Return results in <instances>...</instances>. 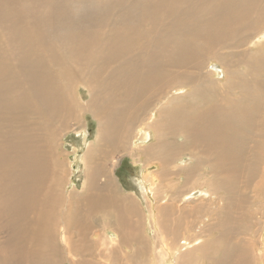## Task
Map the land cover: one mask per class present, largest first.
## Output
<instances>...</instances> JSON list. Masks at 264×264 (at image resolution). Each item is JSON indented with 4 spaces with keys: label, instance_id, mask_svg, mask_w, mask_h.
I'll return each mask as SVG.
<instances>
[{
    "label": "bare ground",
    "instance_id": "obj_1",
    "mask_svg": "<svg viewBox=\"0 0 264 264\" xmlns=\"http://www.w3.org/2000/svg\"><path fill=\"white\" fill-rule=\"evenodd\" d=\"M85 1L0 0V264H120L126 235L145 253L150 235L103 161L152 138L141 151L158 167L144 177L171 176L176 189L169 207L148 201L163 242L152 263L193 264L186 249L230 220L187 240L214 215L205 199L237 205L264 147V0H89L105 7L79 19L73 4ZM80 109L98 138L80 189L65 193L58 135ZM252 242L196 248L203 264H254Z\"/></svg>",
    "mask_w": 264,
    "mask_h": 264
},
{
    "label": "rangeland",
    "instance_id": "obj_2",
    "mask_svg": "<svg viewBox=\"0 0 264 264\" xmlns=\"http://www.w3.org/2000/svg\"><path fill=\"white\" fill-rule=\"evenodd\" d=\"M52 4V3H51ZM76 8V12L78 13L79 19H84L86 17H91L97 15V9L99 7H105V4H98L96 2H92L86 0L85 2L77 3V6L74 5ZM94 8V14H89V8ZM71 9V6H70ZM93 12V9H90ZM81 22V20H79ZM211 70L214 71V68L211 67ZM222 75H217L215 73V77H221ZM80 95V102H88L89 95L86 93L85 90H79L76 94ZM179 100V99H176ZM82 115V110L80 109V113H77L76 116L79 119L77 123H73L67 121L69 126L63 127L60 129L59 137V155H61V163L60 166L63 164V172L66 174L67 178L63 188L65 193H68L72 189H80L83 181H84V165L83 160L86 155V151L88 150L90 144L96 141L97 137V129L98 124L96 123L93 116L88 113H84ZM149 110L146 111L144 116H148ZM148 120H146L147 122ZM132 134L126 139H130ZM138 137V136H137ZM133 138L130 142H134ZM148 142H153V138L145 141L144 143H140L139 141L137 144L139 147H133L122 150L120 152H116L114 154L108 155L105 160L103 161L104 165L112 171L114 178L116 180V188L117 191L120 193L123 198L129 200V202L134 201L131 203V206H134L136 210H138L139 214V223H140V233L142 236L148 238V246L145 253L140 254L137 250L138 244L133 240V237L126 235L127 239H132V241H128L125 243V249L123 252V256L125 260H121L120 264H153V257L155 255L154 248L155 247H162L163 242L161 238L158 237L156 241L152 235V230L150 227L151 221V214H150V207L148 206V201L152 204H162L169 207L170 201L163 203L169 198L170 194H173L176 190L172 181L171 176L166 181H162L160 178H157L155 182L151 178V175L148 174L144 177V174L148 173L149 171L152 172V175L157 170V165H155L154 161L151 158H147L149 162L147 163L145 158L146 155L143 154L141 151L142 146L148 144ZM56 151V149H54ZM58 150V148H57ZM259 159L254 164V174L247 177V170L245 171V184L236 186V193H235V202L237 205L232 203L227 204L224 203L221 199H218L220 194H218L217 199L214 198L213 195L210 197H205V201H207V209L214 211L213 216L204 215L203 218L199 220H194V225L192 226L191 230L185 234V237H197L195 234L199 231V228L202 226L203 223L207 224L206 226L213 225L216 223L215 219L217 220L222 219L226 214L230 217V220L223 225L222 229H212L210 233H207L203 238L202 241L199 243H194L196 238L187 239L192 240L193 245H191L186 250H191L193 255H190V259L192 260L193 264H203L202 258L200 257L201 251L196 248L201 243L205 241H212L217 239V243L213 245V248L210 246V250L216 249L220 254V250L226 246L227 244L233 245L235 242H244L247 243V240L253 241L252 244V256H253V263L254 264H264V147L262 146L260 151ZM146 164V166H145ZM189 161L184 159L176 163V167H182L183 165H188ZM173 167V165H172ZM82 175V177L80 176ZM104 175V173H103ZM155 175V174H154ZM80 176V177H79ZM102 179V176H101ZM183 178L176 180V183L182 182ZM200 187H206L204 185V179L198 177L197 180ZM154 182V186L158 185L161 182L159 193L162 191V194H158L157 199L153 194V189L149 190V183ZM76 189V190H77ZM165 189V190H164ZM205 189V188H203ZM167 193V195H166ZM161 197H163L161 199ZM171 199V198H170ZM183 200V198H181ZM184 202V201H183ZM134 204V205H133ZM136 205V206H135ZM138 205V206H137ZM227 206V209L225 207ZM206 205L202 206V213H205ZM197 213H193L191 218H194ZM131 217V214H129ZM114 217H111V220ZM132 221V218L130 219ZM199 222V223H198ZM261 222H263L261 224ZM220 223V221L218 222ZM261 225V229H259ZM100 226V225H99ZM97 226L98 228H100ZM106 232H110L106 230ZM222 234L224 239H220L218 236ZM246 238V239H245ZM194 240V241H193ZM204 241V242H203ZM181 242V241H180ZM249 242V241H248ZM91 244V243H89ZM179 244V243H178ZM248 244V243H247ZM107 246H110V243L107 242ZM121 246V244H119ZM219 248V249H218ZM121 249L119 250L120 254ZM196 257V258H195ZM189 259V262L191 261ZM205 263H207L206 256H205ZM64 264H69L67 261H64ZM118 264V262H117ZM166 264H172L168 260Z\"/></svg>",
    "mask_w": 264,
    "mask_h": 264
}]
</instances>
